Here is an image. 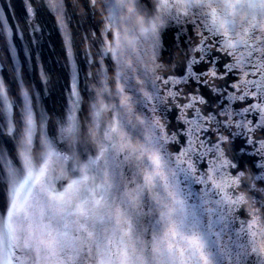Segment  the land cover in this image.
I'll return each instance as SVG.
<instances>
[{
	"label": "snow or ice",
	"instance_id": "snow-or-ice-1",
	"mask_svg": "<svg viewBox=\"0 0 264 264\" xmlns=\"http://www.w3.org/2000/svg\"><path fill=\"white\" fill-rule=\"evenodd\" d=\"M23 4L32 33L55 14L68 81L52 121L18 66L15 88L0 75V264H264V0H84L102 27L83 80L68 0ZM169 20L199 30L176 33L178 76L157 62ZM22 38L0 10V43Z\"/></svg>",
	"mask_w": 264,
	"mask_h": 264
},
{
	"label": "water",
	"instance_id": "water-1",
	"mask_svg": "<svg viewBox=\"0 0 264 264\" xmlns=\"http://www.w3.org/2000/svg\"><path fill=\"white\" fill-rule=\"evenodd\" d=\"M36 2L39 3V0H36ZM83 5L84 0H68V6L66 7V11L72 14L71 30L74 32L76 40L74 51L78 54V66L81 71L82 80L87 76L89 70L92 72L96 71L94 66L89 69L88 65L84 63V52L92 43L93 37L91 34L97 32L102 27L100 17L91 18ZM0 10L7 12L10 19L19 25L23 36L22 39L15 40L16 50L11 54L0 43V75L5 76L10 85L15 88L13 69L15 66H18L19 72L24 78L25 86L31 89L34 94H39V100L37 101L38 110L43 109L48 114L50 120L56 121L58 119L57 114L62 110L64 105V96L66 95L64 89L68 81V70L64 67L66 60L62 34L59 31L55 14L49 15L46 11H42L34 20L35 25L40 30L32 33L26 24L23 0H0ZM181 27L184 28L186 36L192 38L193 42L198 39L197 31L199 30L194 29L190 23L181 25L175 20H169L166 23L162 30L160 59L157 62L165 65L168 69L167 74L170 75L174 74L178 76L182 71L184 63L183 52L188 47L184 41L179 42V45H177L175 40L176 33ZM33 36L37 38L38 42L33 40ZM85 36L88 37L87 40L83 39ZM25 49L28 51H25ZM92 51L95 52V48ZM173 63L176 64V68L174 69L171 68V64ZM41 70L48 75L46 84L41 80ZM88 81H91V77H88ZM184 90L185 92H190L191 95L204 96L208 102L207 105L197 104V107L202 111H211L213 113L218 111L219 101L204 85H200L199 91H197V85L189 81V85L184 87ZM229 92H231V89H229ZM233 107H239V103L233 105ZM184 111L187 110L177 111L169 107L166 115L169 124L173 126L170 130H177L179 126L175 117L178 114H183ZM208 135L211 139H215L212 133ZM85 139L89 147H99L98 142ZM235 144L238 146L239 141H236ZM0 146L9 147L8 145ZM236 156L239 157V153H236ZM237 162L243 166L244 170L255 171L247 158L238 159ZM194 188L198 189L199 186H194ZM5 196V190L0 187V209L4 207Z\"/></svg>",
	"mask_w": 264,
	"mask_h": 264
},
{
	"label": "clouds",
	"instance_id": "clouds-1",
	"mask_svg": "<svg viewBox=\"0 0 264 264\" xmlns=\"http://www.w3.org/2000/svg\"><path fill=\"white\" fill-rule=\"evenodd\" d=\"M261 251L264 252V245L261 246Z\"/></svg>",
	"mask_w": 264,
	"mask_h": 264
}]
</instances>
